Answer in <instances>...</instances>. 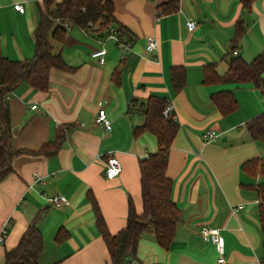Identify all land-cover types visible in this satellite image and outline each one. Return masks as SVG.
<instances>
[{"label": "crops", "instance_id": "crops-1", "mask_svg": "<svg viewBox=\"0 0 264 264\" xmlns=\"http://www.w3.org/2000/svg\"><path fill=\"white\" fill-rule=\"evenodd\" d=\"M109 1L115 20L131 33L129 49L123 53L108 28L100 34L68 28L66 40L53 42V48L74 69H52L47 91L23 83L8 97L12 146L27 153L12 159V172L0 181V264L38 214L43 237L39 262L46 255L51 264H109L87 193L111 234L125 227L129 200L142 212L139 161L157 151V142L149 132L134 136L133 131L143 123L142 103L149 96L165 98L178 123L166 176L180 217L168 250L146 231L129 264H264L254 189L264 183V175L250 176L241 168L252 158L264 163V144L245 128L264 112V97L249 82H203L207 64L224 77L232 50L246 62L264 50V0H175V10L170 4L174 0ZM15 3L23 5V13L13 9ZM32 3L0 0V50L10 60L32 57L37 25L29 9ZM188 21L195 23L191 31ZM239 22L242 33L236 39ZM109 28L119 37L115 26ZM150 37L158 46L147 51ZM96 49L106 51L102 66L90 57ZM171 67L185 69L186 83L179 92L170 83ZM114 70L119 71L117 83L111 79ZM219 91L234 96V112L222 115L215 107L211 96ZM101 108L111 121L109 131L95 123ZM211 130L216 137L204 145L203 137ZM59 131L65 139L57 154H37ZM108 156L121 165L113 179L104 176ZM47 195H59L68 205L56 208L46 202ZM202 225L219 229L223 263L216 246L200 234ZM62 227L69 236L58 243L55 237Z\"/></svg>", "mask_w": 264, "mask_h": 264}, {"label": "trees", "instance_id": "trees-1", "mask_svg": "<svg viewBox=\"0 0 264 264\" xmlns=\"http://www.w3.org/2000/svg\"><path fill=\"white\" fill-rule=\"evenodd\" d=\"M38 11V22L33 31L34 46L31 58L21 61L10 60L0 50V181L12 172V159L19 153L12 146V129L8 108V96L20 85L47 91L49 74L52 69L72 71L59 52L54 51L53 42L58 44L66 40L68 28L77 27L87 32L100 34L115 26L119 38L131 42L130 31L114 18L113 7L109 0H33ZM172 2V3H171ZM171 9L177 8V2L171 1ZM249 2V1H248ZM246 2V6L248 5ZM242 33L239 22L235 29V38ZM234 39V41L236 40ZM228 71L219 78L212 64L203 66L204 83H251L264 97V50L252 61L246 62L240 56H234L233 50L228 60ZM119 71L114 70L111 79L117 83ZM169 78L174 92H179L186 83L183 67H171ZM211 100L222 115L230 114L238 108V103L229 91L212 94ZM143 123L134 128V136L144 132L154 135L157 151L139 161L142 212L137 213L131 200L128 201V214L125 227L111 234L104 222L98 205L92 195L87 193L95 216V225L107 253L109 264H129L136 259L140 237L146 231H152L155 242L164 250L172 243L180 211L173 203L170 193L172 181L166 176L168 153L178 131V123L173 115L165 117L164 109L169 102L163 97L149 96L142 103ZM250 137L264 144V112L245 123ZM65 134L61 131L54 141L43 145L36 153L46 157L57 154ZM242 170L250 176H263L264 163L259 158L245 161ZM259 199V218L263 234L264 250V183L256 188ZM39 214L28 224L17 244L5 251L2 264H39L43 251V237L38 227ZM68 232L62 227L55 240L62 243L68 238ZM61 261L52 264H60Z\"/></svg>", "mask_w": 264, "mask_h": 264}, {"label": "built area", "instance_id": "built-area-1", "mask_svg": "<svg viewBox=\"0 0 264 264\" xmlns=\"http://www.w3.org/2000/svg\"><path fill=\"white\" fill-rule=\"evenodd\" d=\"M13 9L20 13L24 12V7L22 4H18V3L13 4ZM186 25H187L188 30L191 31L194 28L195 23L192 21H188ZM107 32L113 39H115L117 47L121 51H123V53L125 52V50L130 48L131 42L117 37L115 35L116 32L113 29L108 28ZM157 46H158V42L156 41V39L153 37H150L147 39L145 49L147 51H152V50H155ZM233 53L235 54L236 52L234 51ZM105 54H106L105 49H96L90 53V57L94 59L98 65L102 66L105 62V59H104ZM122 57H124V55H122ZM35 107L36 106L33 105L31 108L33 109ZM163 115L165 117L173 115L174 119H176L173 107L171 106L170 103L164 109ZM95 123L100 125L105 131H109L112 128L111 121L107 117V114L103 108L98 110L96 117H95ZM214 137H216V133L214 130L207 132L203 137L204 145H207ZM103 166H104V176L107 179H113L121 173V165L115 156H108V158L104 160ZM44 197L48 204L53 205L56 208H61L65 205H68V201L59 195H49V196L47 195ZM239 208H243V205H239ZM235 211H236V207L232 208V212H235ZM200 234L216 246L218 253L221 255L218 262L223 263L224 259L222 257V254H223L224 245H223V239L220 236L219 229L214 228V227H208L206 225H202L200 228Z\"/></svg>", "mask_w": 264, "mask_h": 264}, {"label": "rangeland", "instance_id": "rangeland-1", "mask_svg": "<svg viewBox=\"0 0 264 264\" xmlns=\"http://www.w3.org/2000/svg\"><path fill=\"white\" fill-rule=\"evenodd\" d=\"M29 9L32 11L34 17L37 19V22H38V11H37V7H36L35 3H32ZM46 257L47 256L44 255L42 258L43 261L39 262V264H51V263H49V261L45 260V259H47Z\"/></svg>", "mask_w": 264, "mask_h": 264}, {"label": "water", "instance_id": "water-1", "mask_svg": "<svg viewBox=\"0 0 264 264\" xmlns=\"http://www.w3.org/2000/svg\"><path fill=\"white\" fill-rule=\"evenodd\" d=\"M101 36V35H100Z\"/></svg>", "mask_w": 264, "mask_h": 264}]
</instances>
